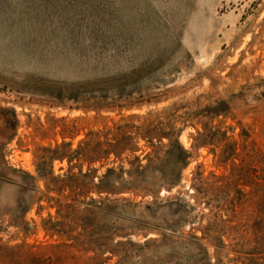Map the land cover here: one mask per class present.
<instances>
[{
    "label": "rangeland",
    "instance_id": "obj_1",
    "mask_svg": "<svg viewBox=\"0 0 264 264\" xmlns=\"http://www.w3.org/2000/svg\"><path fill=\"white\" fill-rule=\"evenodd\" d=\"M0 264H264V0H0Z\"/></svg>",
    "mask_w": 264,
    "mask_h": 264
},
{
    "label": "trees",
    "instance_id": "obj_2",
    "mask_svg": "<svg viewBox=\"0 0 264 264\" xmlns=\"http://www.w3.org/2000/svg\"><path fill=\"white\" fill-rule=\"evenodd\" d=\"M126 128H127V125L118 126L116 129L120 133L119 136L112 139L113 143H110L111 141L105 143L106 146L109 148V149H105L101 151L103 154L106 155L105 157H107L109 153H112L114 158L120 159L124 154H132L137 151V149L133 147L130 143L132 138L129 134H127L125 130ZM142 137H149V140L147 141L150 142V136H148V134ZM85 146L88 148V150H91V154L95 156L100 153L99 143H94L93 146L90 143H87ZM171 146H174L175 149L177 150V157L175 158L174 163L178 164V166H185L186 160L188 158V154L176 142L173 143V145ZM52 154L53 155L51 156V159L62 160L65 158L68 161V163H70L72 160L71 156H66V155H63L62 153H57L56 149L53 150ZM146 156L147 155H145V157ZM87 159L94 160V158H91V157ZM135 160H138V157H135Z\"/></svg>",
    "mask_w": 264,
    "mask_h": 264
}]
</instances>
